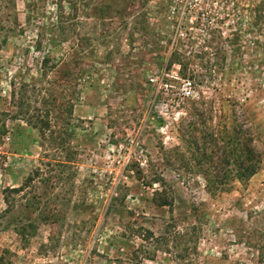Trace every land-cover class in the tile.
Listing matches in <instances>:
<instances>
[{
    "label": "rangeland",
    "instance_id": "374dc122",
    "mask_svg": "<svg viewBox=\"0 0 264 264\" xmlns=\"http://www.w3.org/2000/svg\"><path fill=\"white\" fill-rule=\"evenodd\" d=\"M72 1L0 0V264H264V0ZM233 115L261 165L210 196L182 154Z\"/></svg>",
    "mask_w": 264,
    "mask_h": 264
},
{
    "label": "trees",
    "instance_id": "16d2710c",
    "mask_svg": "<svg viewBox=\"0 0 264 264\" xmlns=\"http://www.w3.org/2000/svg\"><path fill=\"white\" fill-rule=\"evenodd\" d=\"M69 7L72 9L73 1L66 0ZM60 5V3L58 4ZM60 8V7H59ZM74 9V8H73ZM177 64L179 66L178 73L179 76L185 78L186 74L185 63H183L179 56L173 52L170 54L168 59L167 67L170 64ZM244 118L241 122H237L234 118V115L231 119V125L229 131H226L224 135L220 136V140L213 138L212 133H205V136H201L199 140L202 141L200 146H198V141L193 138V134H190L191 140H187L186 151L188 156L185 157L183 154V159L186 162L192 160V167L202 176L204 180V190L210 196H213L219 192L228 191L232 184L237 181L239 183H245L248 181L260 168L261 165V153L255 146V131L251 122L245 121ZM245 121V122H244ZM246 123V125L244 124ZM160 124V122H158ZM33 127H37L39 132L43 135L44 129H48L50 125L48 122H42L38 126L32 123ZM243 125V126H242ZM3 129L4 126L2 125ZM3 129L1 133H4ZM194 129V128H193ZM192 132V131H191ZM190 133V132H189ZM186 142V141H185ZM221 143L220 146H217V143ZM210 145V147H209ZM177 146L173 150H177ZM219 149V150H218ZM192 169V168H191ZM157 177H160L157 175ZM152 179V178H151ZM160 181V182H159ZM151 183L161 184L164 181L161 178H153ZM22 190V185L13 186V187H4L2 188V199L6 207L3 209V212L7 210L8 205V196L12 192H19ZM170 193V187L160 186L159 189L153 190L152 202L157 206H166L171 207L172 197ZM180 236L183 239V244L185 238ZM251 246H255V249L258 253V260L262 263L263 261V246L264 243L262 240L258 239L252 242ZM179 244L174 246L178 248ZM174 255V260L176 264H191L190 259L187 257V249L185 246L176 250ZM152 255L147 256V260H153Z\"/></svg>",
    "mask_w": 264,
    "mask_h": 264
},
{
    "label": "built area",
    "instance_id": "2783aa9c",
    "mask_svg": "<svg viewBox=\"0 0 264 264\" xmlns=\"http://www.w3.org/2000/svg\"><path fill=\"white\" fill-rule=\"evenodd\" d=\"M214 0H171V4L169 8L171 10L176 9L179 12V17L185 12H195L196 14L189 15L188 21L193 22L196 21L197 15L202 14V6L204 4H208L213 2ZM189 84V82H187ZM182 93L186 96L190 93V85H184L182 87Z\"/></svg>",
    "mask_w": 264,
    "mask_h": 264
}]
</instances>
